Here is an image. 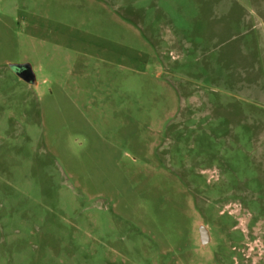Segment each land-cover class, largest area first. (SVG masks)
Here are the masks:
<instances>
[{
    "label": "rangeland",
    "instance_id": "rangeland-1",
    "mask_svg": "<svg viewBox=\"0 0 264 264\" xmlns=\"http://www.w3.org/2000/svg\"><path fill=\"white\" fill-rule=\"evenodd\" d=\"M245 61L264 0H0V264H264Z\"/></svg>",
    "mask_w": 264,
    "mask_h": 264
},
{
    "label": "crops",
    "instance_id": "crops-1",
    "mask_svg": "<svg viewBox=\"0 0 264 264\" xmlns=\"http://www.w3.org/2000/svg\"><path fill=\"white\" fill-rule=\"evenodd\" d=\"M262 80L263 75L258 71V67L254 66L252 61H245L240 68V75L236 81L238 93L244 96H251L254 102L261 104L262 100H264L261 99L262 97L264 98ZM247 116H252L255 120L256 118L262 120V123L259 124L264 129V114H261V112L256 114L255 105L253 106L252 114H243V117Z\"/></svg>",
    "mask_w": 264,
    "mask_h": 264
},
{
    "label": "water",
    "instance_id": "water-1",
    "mask_svg": "<svg viewBox=\"0 0 264 264\" xmlns=\"http://www.w3.org/2000/svg\"><path fill=\"white\" fill-rule=\"evenodd\" d=\"M12 67L21 79L31 84H37V79L31 66L18 64L13 65ZM200 237L203 244H206L210 240L209 231L205 226L200 227Z\"/></svg>",
    "mask_w": 264,
    "mask_h": 264
}]
</instances>
